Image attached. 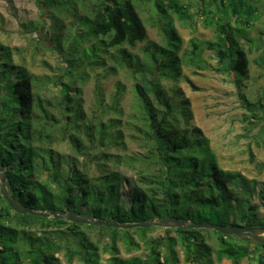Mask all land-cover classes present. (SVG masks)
<instances>
[{"label": "trees", "instance_id": "16d2710c", "mask_svg": "<svg viewBox=\"0 0 264 264\" xmlns=\"http://www.w3.org/2000/svg\"><path fill=\"white\" fill-rule=\"evenodd\" d=\"M77 1L63 0L62 6H75ZM55 2L42 0L47 9ZM198 2L204 24L215 30L217 39H193L190 60L198 59L202 62L200 58L204 51L213 52L219 65L217 70L233 75V81L239 86L240 79L249 72V60L238 38L248 35V28L258 19L259 8L254 0ZM156 6L159 12L167 13L170 10L182 21H191L193 18L181 0H157ZM91 13L90 19L82 20L90 28V34L100 38L97 45L86 50L91 65L101 64L98 54L103 48L118 49L125 45L135 47L147 39L146 26L133 0H99L92 6ZM164 32L168 37L167 47L156 45L153 49H145L146 56L158 74H153L151 78L152 71H140V79L135 85L143 116L144 129L140 130L145 136L144 141L150 145L148 158L154 167L142 171L140 181L129 187L131 181L120 173L107 174L93 181L65 157L56 160L51 147L37 145L45 136V129H36L35 124H39L43 118L40 113L47 115V111L41 97L36 95V78L25 67L13 64L7 48L0 43V164L5 167L8 175L9 192L18 202L36 211L67 210L81 216L118 223L174 217L204 225L264 227V218L258 215L254 202L258 182L239 171L222 169L209 141L203 136L191 134L193 111L190 100L180 91L173 98L160 85V80L178 81L182 74L180 52L183 41L172 27L164 29ZM54 36V41L59 43L56 33ZM117 61L121 67L124 66L127 61L125 50ZM186 80L195 88L190 79ZM50 83L61 86L63 102L70 108L73 104L70 84L61 80H51ZM75 106L77 108L73 109L80 116L81 101ZM112 123V120L109 125L100 123L97 133L101 136V142ZM92 131L93 125L87 124L86 134L90 136V142L94 140L90 133ZM76 132L74 130L70 135V143L76 151L84 154L82 149L86 152L89 147L84 144L85 138ZM62 160L69 164V169L64 181L59 182L57 178H62L63 172ZM122 187H128V190L121 193ZM123 198L128 199L129 206L120 205L119 201ZM260 198L264 205V191L260 192ZM0 200L4 203L0 208V264H22L21 254L15 248L18 232L10 223L26 228L37 226L45 233L58 225L70 227L69 233L56 232L55 240L45 237H36L34 240L25 238L23 242L26 249L23 254L31 259V264H54L55 254L65 248L66 236L69 235L77 247L72 249L66 246L69 264L76 258H82V248L86 255L83 264H100L98 249L80 231L81 224L18 214L1 193ZM87 226L108 235V264H176L178 258L175 246L178 242L185 248V262L190 264H219L223 259L230 260L232 264H241L244 259L251 258L252 246L259 252L258 264H264V245H253L214 230L179 228L165 229L168 239H162L171 254L165 259L162 260L159 250L162 241L156 239L145 240L150 248L149 259H123L119 256V241H123L127 251H132L140 247L133 238L136 230H141L140 235L145 239L147 232L158 228L122 230ZM171 232L176 236L171 237ZM206 232L217 236V250L214 251L207 243L204 236ZM42 254L45 255L43 259Z\"/></svg>", "mask_w": 264, "mask_h": 264}, {"label": "rangeland", "instance_id": "374dc122", "mask_svg": "<svg viewBox=\"0 0 264 264\" xmlns=\"http://www.w3.org/2000/svg\"><path fill=\"white\" fill-rule=\"evenodd\" d=\"M62 1L56 0L47 9L42 0H0V43L7 48L13 64L25 67L36 78L35 92L43 100L47 111V115L40 113L43 118L39 124H35L36 129H45V136L37 145L51 147L56 160L65 157L93 181L111 173H120L129 179L131 184L128 187L140 181L142 171L154 166L148 158L150 145L144 141L145 136L140 130L144 129V125L135 85L140 79V71H152L151 78L153 74H158L145 49H153L156 45L167 47L168 37L164 29L172 27L183 41L180 52L182 74L178 81L162 79L160 85L171 97H176L180 91L190 100L193 111L191 134L203 136L209 141L222 169L239 171L258 182L254 202L258 215L264 218V205L260 198V192L264 191V0H254L259 8L258 19L248 28L246 37L238 38L249 60V72L240 79L239 86L233 81V75L217 70L219 65L213 52L204 51L200 58L202 62L190 60L193 39H217L215 30L204 24L198 0H181L193 17L191 21L179 20L170 10L167 13L159 12L157 0H133L146 26L147 39L135 47L103 48L98 54L101 62L98 65L89 63L86 50L97 45L100 38L93 37L82 20L92 17L91 8L99 0H78L75 6L66 8H63ZM54 33L59 43L54 41ZM123 50L126 51L127 61L121 67L117 59ZM186 79H190L195 88ZM51 80L70 84L73 99L70 108L63 102L61 86L53 85ZM78 101L82 105L80 116L73 109ZM111 120L112 127L105 131L101 142V136L97 133L99 125H109ZM87 124L93 125L90 132L94 137L93 142L86 134ZM74 130L85 138L84 144L89 147L86 152L82 149L84 154L76 151L70 143L69 138ZM62 161L63 172L62 178H57L59 182L64 181L69 169V164ZM52 185L57 191L54 183ZM127 188L122 187L120 192L124 193ZM127 200H120V205L129 206ZM3 206L0 200V208ZM10 226L18 232L15 248L21 254L22 264L32 263L23 254L25 238L55 240L56 232H70L67 225L54 226L46 233L37 226L26 228L14 223H10ZM80 231L97 247L100 264H108V235L87 225H82ZM141 232L136 230L133 234L134 240L140 244L139 248L127 251L123 241L118 242L121 258L149 259L150 248L145 244L148 239L162 241L159 247L162 260L170 254L162 239H168L164 228L147 232L145 239H142ZM169 235L176 236L174 232ZM204 236L212 249L217 250V236L212 232H206ZM66 238L65 248L55 254L54 264H69L66 246L77 248L70 235ZM250 250L251 258L244 259L241 264L259 263L258 250L254 246ZM175 251L178 258L176 264H190L185 262L186 253L181 242L175 246ZM44 256L42 254L41 258ZM85 258L82 248V258H76L72 264H83ZM219 264L232 263L223 259Z\"/></svg>", "mask_w": 264, "mask_h": 264}, {"label": "water", "instance_id": "95a60500", "mask_svg": "<svg viewBox=\"0 0 264 264\" xmlns=\"http://www.w3.org/2000/svg\"><path fill=\"white\" fill-rule=\"evenodd\" d=\"M10 183L5 167L0 164V193L7 201L9 206L15 213L29 214L39 216L46 219L54 218L58 220H65L73 224L89 225V226H103L107 228H115L122 230H134L138 228H179L182 230L190 229H207L214 230L224 236H232L242 241L251 243L253 245H264V227H247L242 225H204L200 223H189L185 220H180L174 217H167L164 219H157L154 221L139 222V223H118L116 221H109L106 219H95L92 217H85L77 213L67 210H53L48 209L45 212L36 211L33 208L27 207L16 200V198L9 192Z\"/></svg>", "mask_w": 264, "mask_h": 264}]
</instances>
